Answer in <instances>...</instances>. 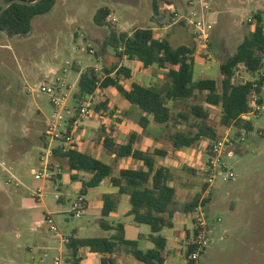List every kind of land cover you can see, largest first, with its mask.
<instances>
[{
	"label": "rangeland",
	"instance_id": "1",
	"mask_svg": "<svg viewBox=\"0 0 264 264\" xmlns=\"http://www.w3.org/2000/svg\"><path fill=\"white\" fill-rule=\"evenodd\" d=\"M154 1L57 0L50 13L34 18L29 35L9 37L3 34L0 39V264H57L58 260L59 264H67L70 259L66 247L68 243L63 242L59 236L71 238L76 231L82 238L108 237L107 231L100 226V216L95 210L97 196L107 194L105 182L95 189L87 190L91 199L90 206L88 210L86 208L83 217L77 219L71 213L72 201L82 193V183L87 176L77 174L78 178L73 180L72 174L75 173L68 167L62 169L58 159L51 157L49 176L41 180L34 177V170L42 171L44 168V150L48 146L53 149L60 145L59 142L51 141L47 134L53 114L51 97L38 91V87H54L59 96L69 97L68 105L76 111V106L80 105L75 100L78 71L101 65L103 67L114 60L112 48L105 45L111 30L132 32L137 28L156 27V22H160L163 28L174 20L173 16L165 17L170 18V22L158 17L154 11ZM191 1L195 3L193 9L198 12L197 15L205 17L212 24L208 48L197 44L195 78H213L220 87L223 77L219 64L236 52L251 31L249 22L258 11L264 12V0ZM3 4L4 0H0V6ZM100 8L110 9L117 23L113 25L107 20V26H97L94 17ZM178 12L187 13L185 10ZM211 14H215V18L210 17ZM195 19L193 16L188 18V26L192 31V21ZM155 33L161 34L160 30ZM181 43L188 44L186 40ZM199 64L204 71L199 68ZM102 67L98 69L99 72ZM237 79L245 81L253 77L242 67L237 72ZM165 80L168 81L167 77ZM102 99L97 98L95 105ZM255 100L253 98L251 113L244 117L252 122L253 131L240 138L233 128L229 132L230 137L235 138L233 141L234 146L237 144V151L234 157L224 160L228 163L227 175L233 173V176L218 180L209 189L211 192L206 206L208 216L210 212L215 215L224 214L226 208L245 200L256 221H264V104L259 108ZM193 103L201 104L202 101L171 102L173 115L187 111ZM204 106L209 110L208 122L217 129L219 140L225 136L228 128L220 124L221 108L207 104ZM118 110L108 106L97 113L92 108L90 118H97L104 123L103 126L107 122L108 132L110 124L116 125L123 120ZM152 128L154 133L161 136L160 149L167 152L173 149L170 135L179 128L191 130L184 120L166 126L155 124ZM107 132L100 128L91 140L92 143L99 140V137L102 139L107 136ZM201 141L195 145L194 152L203 143L201 147L204 157L195 160L194 155L193 160L181 161L180 170L175 173V179L182 184L194 180L196 194L180 195L176 206H183L185 201H191L198 194L200 200L202 196H207L202 190L206 176L200 163H208V151L204 148L214 142L207 138ZM109 155L105 149L103 158L106 161L99 159L111 164L114 170L118 168V163L110 161ZM48 216H52L59 236L49 230L46 221ZM193 216L189 214L187 224L191 235ZM180 229L183 231L184 227ZM131 235L129 231L128 237ZM46 244L50 245V250ZM60 248L64 253L59 251ZM218 262L231 264L232 256L227 254ZM262 262V258L256 254L255 263Z\"/></svg>",
	"mask_w": 264,
	"mask_h": 264
},
{
	"label": "trees",
	"instance_id": "2",
	"mask_svg": "<svg viewBox=\"0 0 264 264\" xmlns=\"http://www.w3.org/2000/svg\"><path fill=\"white\" fill-rule=\"evenodd\" d=\"M10 0H4V3ZM35 1V0H26ZM57 0H42L36 6L22 4L11 5L0 16V39L3 34L9 37L27 36L32 31V22L35 17L45 15L52 11ZM2 6H0L1 9ZM154 11L157 14L156 1ZM108 8H100L94 17L97 26H107V18L111 15ZM251 31L239 44L236 52L219 64L220 74L223 77L221 86L213 78H195V59L197 45L173 46L166 38H157L151 28H138L132 33L111 30L105 45L112 48L113 62L104 64L99 72L96 68H88L80 75L75 100L80 104L89 96L105 99L104 93L108 89H115L133 108L139 111V125L145 132L150 131L153 122L156 125H168L184 120L191 130L178 129L169 136L173 150L191 148L203 138L218 141L217 129L209 124V110L204 104L221 108V121L223 127H232L240 138L253 131L251 121L244 120L243 116L252 110L253 98L258 106L264 104V12L258 11L249 22ZM138 60L143 68L157 66L167 70L168 83L162 88L145 87L132 83L130 87L123 85V81L132 78L131 69L123 64ZM242 67L253 79L239 81L237 72ZM201 100V104L193 103L187 111H180L173 115L171 102H189ZM77 103V104H78ZM79 107L76 106V108ZM95 111L107 109L108 103L99 102L93 105ZM152 118V121L150 120ZM193 122L190 123V119ZM74 119V118H73ZM72 119V120H73ZM181 123V122H180ZM178 123V125L180 124ZM234 144L235 138L232 137ZM135 135L132 134L126 144H116L113 138L104 140L105 149L115 155L118 161L122 158H133L141 161L138 169H122L118 177L113 175L111 164L96 159L89 154L79 152L74 148L64 151L60 147L53 150L54 158L58 159L62 169L68 167L73 179L77 174H83L84 196L88 189H94L109 179L110 185L117 189L119 195H129L131 209L129 216H133L136 224H146L151 228L149 238L155 248L146 252L138 248L137 240H128L125 237L123 224L111 225L107 221L110 213L117 207L114 195L105 194L101 211L100 226L105 231H115L114 235L95 238L71 237L67 244L72 264H81L79 251L88 248L90 252L102 255L101 264H116L112 254L124 247L136 260L145 264H165L164 255L167 241L160 233L164 228H172L171 219L176 212L177 190L171 183L174 180L172 171L166 166L157 165V157H166L167 151L155 148L152 151H141L134 148ZM210 147V145H209ZM208 147V149H209ZM237 151V144L233 147ZM207 183L205 184L204 190ZM200 200L198 194L183 206L186 213H193ZM208 199L204 204L208 203ZM191 243L186 251V258L194 252ZM188 264H192L188 262Z\"/></svg>",
	"mask_w": 264,
	"mask_h": 264
},
{
	"label": "crops",
	"instance_id": "3",
	"mask_svg": "<svg viewBox=\"0 0 264 264\" xmlns=\"http://www.w3.org/2000/svg\"><path fill=\"white\" fill-rule=\"evenodd\" d=\"M155 1L158 9L157 15L162 19H164L167 16L171 17L170 10L168 8L173 7L177 11L185 10L187 12L191 11L192 9L190 5L191 0H155ZM200 2L204 3V0H200ZM214 15L215 14H211L210 17L215 18ZM165 19L169 20L170 18H165ZM162 25L163 24H161V26ZM151 29H153L155 32L160 30L161 34L160 35L156 34V37L160 39L166 38L175 47L179 45H189L191 43H194L193 31L189 28L188 20L186 19L173 20L170 22L169 25L163 28L160 27V22H156V27H153ZM119 32H127V31L119 30ZM132 32H128V33H132ZM183 40H186L188 44H182L181 42ZM196 60L197 59H195V64H196ZM123 64L131 69V75H132L131 79L123 81V85L126 87H130L132 83H137L145 87L162 88L168 83L165 80L167 70H161L157 66L143 68L142 63L138 60H132L128 62L125 61L123 62ZM198 66L199 68L201 67L202 69V66H200V64ZM101 67L102 65L95 66L94 68L98 70ZM202 70L201 72L204 71ZM78 72H79V76H78V81H79L80 75L83 71L79 70ZM77 84L75 87L76 89H77ZM104 96L105 99L108 100V102L107 101L105 102L103 99L101 102L106 104L108 103L109 107H113L115 109L118 108L119 109L118 111L122 113V118L120 119L123 120L117 124L115 123L116 125L110 124L111 128L110 130L108 129V132L106 128L107 122L105 123L106 126H103L104 123L98 121L97 118L95 117L94 119L88 118L84 120L83 123L78 128V130L76 131V135H75V146L79 152L89 154L96 159L103 158V154H105V147H104L105 138L107 137L113 138L116 144L121 145V144H126L128 142L129 136H131L129 134L135 135V143H134L135 149L144 152L152 151L155 148L160 149L161 136L158 133H154L152 127L155 124L153 122L150 125V131L145 132L143 128L139 125V118H140L139 111L133 108L131 104L127 100H125L115 89L106 90ZM101 110L96 112L100 113ZM135 112L137 115H135ZM150 120L152 121V118ZM100 128L103 130L106 129L107 136L102 137V139H100L99 137V140H97L95 143H92L91 140L97 135V133L100 131ZM109 131L112 132L109 133ZM94 145L96 146L94 147ZM201 146H203V143L199 144L198 146L199 150L197 152H194L195 146L191 148H183L176 151L172 149L167 153L166 157H161L160 160L156 159L158 166L168 167L174 175V180L171 184L175 186L177 190L176 202L178 201L179 196L182 194L184 195L196 194V189L194 188L195 181L190 180L188 181V184H186V182L182 184L175 179V173L177 170H180L181 161L185 162V161L193 160L194 155H196L195 160L196 158L198 160L204 157L205 153ZM208 147L209 145L207 146V148L205 147L204 149L208 151ZM206 154L208 155V153ZM109 156H110L109 157L110 161L113 162L115 161L118 163V168H114L113 170V175L116 177L119 176L120 171L122 169H129V168L138 169L142 166L141 161L135 160L133 158H122L117 161L115 159V155L110 153ZM104 182L107 185V194L114 195L117 201L116 210L110 213V215L107 217L108 223L114 226L119 223L123 224L126 239L137 240L138 248L140 250L146 252L148 250L154 249L155 244L149 238L151 234L150 226L146 224H136L133 220V216L128 215V212L131 209L130 196L119 195L117 189L110 185L109 179L105 180ZM205 184H206V180H205ZM204 187L202 190L205 193L207 191L208 186L207 188H205V190ZM82 188H83V183H82ZM104 195L105 194H99L97 196L98 200L95 204L96 214H99L100 218L104 204L103 201ZM209 196L210 193L208 196H205V198L204 196H202L203 198L199 200L198 205L201 203V201L202 203H204ZM83 197H85V199L87 200V210H88L91 201L88 192H86V194ZM186 203L187 201L184 202V204ZM207 205L208 203L205 204V208ZM183 206H176V212L174 213L171 219L173 227L164 228L160 233V235L163 238H165L167 241V245L164 251V255L166 256L165 264H188L189 262L188 258H186V251L188 249V245L192 242L195 235L196 225L194 219H195L197 207L195 208L193 213H186L183 210ZM225 210L227 212L224 214L218 213L215 215V213L210 212L208 216V222L213 229V234H212L213 244H211L207 248L205 253L202 255L199 264H220V262L218 261L223 257H225V255L227 254H230L232 256L231 264H256L255 263L256 254H258L259 257L262 258L263 262L261 264H264V221L262 220L258 221V219L256 221L254 214L249 212V208L245 200H242L241 202H237L233 204L231 208H226ZM189 214H194L193 216L194 226H193L192 235L187 229ZM180 227H184V230L182 231ZM129 231H131L132 234L130 237H128ZM114 233L115 231H107V236H108L107 238L113 236ZM59 237L63 238L61 236ZM72 237L82 238L79 236L78 232L76 231L74 232ZM64 238L70 240V238L68 237H64ZM256 243H258V247ZM46 247L48 250L51 249L49 244H46ZM59 251L64 253L62 248H60ZM68 253L69 251L67 249V254ZM79 257L82 260L81 264H88V262L89 264H101L102 255L99 253L90 252L88 248L80 249ZM112 257L115 260L116 264H145L143 262L136 260L131 254H129L126 251L124 247H119L112 254ZM179 258H183L184 260L180 261ZM68 263L69 262H67V264Z\"/></svg>",
	"mask_w": 264,
	"mask_h": 264
},
{
	"label": "built area",
	"instance_id": "4",
	"mask_svg": "<svg viewBox=\"0 0 264 264\" xmlns=\"http://www.w3.org/2000/svg\"><path fill=\"white\" fill-rule=\"evenodd\" d=\"M190 5L192 7L191 11H188L185 14L181 12L179 13L173 7L170 8L171 17L173 16L174 20H188L189 16L196 17V19L192 21V25L194 26V42L196 43V45L201 44L207 49L210 40V31L212 30V24L208 23L205 17H199L197 15L198 12L193 9L195 5L194 2L191 1ZM107 20L113 25L117 23V18L112 15H110ZM250 21H252V19ZM38 91L46 93L51 97L50 101L53 106L52 123L49 124V128L47 131V134L51 138V141L59 142V147L64 151L74 148L76 131L84 120L90 118L92 106L95 105L97 98L95 97V95L89 96L87 100L79 105L76 111H73V109H71L68 105L69 97L59 96L57 90L54 87L40 85L38 87ZM258 107L260 108V106ZM244 117L245 115L243 116V118ZM231 130L232 127H228L225 136L210 145L208 149V163H200L203 169V173L206 176V183L208 185L207 191L205 192L207 196L210 193L209 189L213 187L215 182L220 179H227L233 176V173H230L229 176L227 175V170H229V168L227 161L224 160L225 158H232L235 155V152L233 150L234 144L232 143V139L229 135V132ZM54 149L55 148L51 149L48 146L44 150L45 154L42 158L44 161L42 163L44 165L43 170L33 171L36 180H41L49 176V160L53 156ZM86 208L87 202L85 197H76L72 201V216L77 219L82 218L84 213L86 212ZM46 221L49 225V230L59 235L58 228L56 227L53 218L49 216L46 218ZM194 221L196 225V231L191 244L194 245L195 250L189 256V262H191L192 264H199L202 255L205 253L207 248L211 244H213V229L208 222L207 210L205 208V204L202 203V201L196 208ZM62 239L65 243H69L70 241L64 237Z\"/></svg>",
	"mask_w": 264,
	"mask_h": 264
},
{
	"label": "water",
	"instance_id": "5",
	"mask_svg": "<svg viewBox=\"0 0 264 264\" xmlns=\"http://www.w3.org/2000/svg\"><path fill=\"white\" fill-rule=\"evenodd\" d=\"M42 0H35V1H26V0H10L5 2L1 9H0V16L13 4H22V5H26V6H36L39 3H41Z\"/></svg>",
	"mask_w": 264,
	"mask_h": 264
}]
</instances>
